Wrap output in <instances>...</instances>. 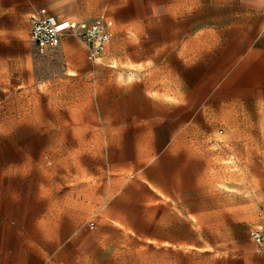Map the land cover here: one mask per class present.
I'll use <instances>...</instances> for the list:
<instances>
[{
    "label": "rangeland",
    "instance_id": "374dc122",
    "mask_svg": "<svg viewBox=\"0 0 264 264\" xmlns=\"http://www.w3.org/2000/svg\"><path fill=\"white\" fill-rule=\"evenodd\" d=\"M36 6L80 23L103 18L112 38L92 60L80 30L47 49L31 41L30 21L0 20V264H226L227 243L253 245L264 221V92H250L258 97L248 106L219 115L211 171L149 170L148 241L114 216L130 207L121 200L145 194L130 183L137 171L121 167L136 148L134 128L124 122L126 87L149 77L157 61L149 0ZM16 36L30 42L28 71L7 68V54L19 49ZM50 79L59 83L40 84ZM171 118L170 132L178 126ZM157 197L168 205L151 204ZM189 225L219 243L218 261L179 247L194 239Z\"/></svg>",
    "mask_w": 264,
    "mask_h": 264
},
{
    "label": "crops",
    "instance_id": "0c3cea01",
    "mask_svg": "<svg viewBox=\"0 0 264 264\" xmlns=\"http://www.w3.org/2000/svg\"><path fill=\"white\" fill-rule=\"evenodd\" d=\"M37 4L40 0L25 4L0 0V20L26 23L42 10L52 14L46 8L37 9ZM106 19L114 26L113 19ZM148 23L152 58L157 61L149 77L126 87L130 109L124 122L134 128L136 148L128 166L121 167L137 171V179L130 183L145 194L121 200L130 207L114 217L123 228L149 241L145 229L149 228V170L211 171L212 160L217 165L219 115H233L234 107L248 106L251 98L258 97L250 92H264V0H149ZM13 41L19 49L7 54V68L9 72L15 67L28 71L33 59L30 42L19 36ZM45 82L59 83L50 79L40 84ZM170 117L178 125L171 132ZM150 203L168 205V200L157 197ZM215 215L208 214L210 218ZM263 225L264 221L257 228ZM189 228L194 239L179 241V247L210 252L218 261V252L223 250L219 243L205 239L202 228ZM252 241L246 249L227 243L225 263L264 264V252L257 250L253 236Z\"/></svg>",
    "mask_w": 264,
    "mask_h": 264
},
{
    "label": "built area",
    "instance_id": "2783aa9c",
    "mask_svg": "<svg viewBox=\"0 0 264 264\" xmlns=\"http://www.w3.org/2000/svg\"><path fill=\"white\" fill-rule=\"evenodd\" d=\"M75 30L81 31L89 48L88 57L92 60L100 56L112 38L109 25L103 18L80 23L48 14L45 10L32 17L30 37L41 48H55L65 33ZM253 240L257 250L264 252V225L253 232Z\"/></svg>",
    "mask_w": 264,
    "mask_h": 264
}]
</instances>
